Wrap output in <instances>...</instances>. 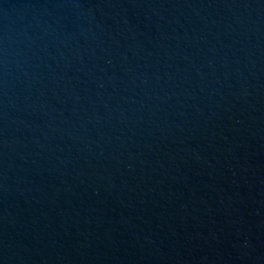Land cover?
Returning <instances> with one entry per match:
<instances>
[{
  "label": "water",
  "instance_id": "water-1",
  "mask_svg": "<svg viewBox=\"0 0 264 264\" xmlns=\"http://www.w3.org/2000/svg\"><path fill=\"white\" fill-rule=\"evenodd\" d=\"M0 264H264V0H0Z\"/></svg>",
  "mask_w": 264,
  "mask_h": 264
}]
</instances>
